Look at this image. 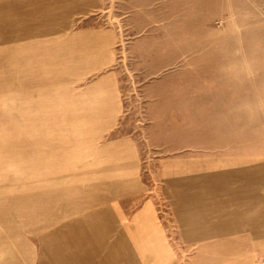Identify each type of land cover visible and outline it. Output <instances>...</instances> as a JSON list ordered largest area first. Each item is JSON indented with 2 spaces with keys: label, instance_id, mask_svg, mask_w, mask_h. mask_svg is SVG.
<instances>
[{
  "label": "rangeland",
  "instance_id": "rangeland-1",
  "mask_svg": "<svg viewBox=\"0 0 264 264\" xmlns=\"http://www.w3.org/2000/svg\"><path fill=\"white\" fill-rule=\"evenodd\" d=\"M36 7L23 6L31 12ZM39 14L21 13L18 20L6 21L0 52L4 231L0 229L5 244L18 224L22 238L39 239L47 222L55 227L76 215L80 187L67 179L68 172L89 138L70 130L71 114L100 107L101 88L91 84L115 66L125 109L119 132H135L143 140L147 127L153 126L169 139L170 129L157 123L168 118L149 117L147 110L150 104L160 108L159 95L180 81V107L192 109V116L180 118L175 139H188L189 134L192 140L219 139L222 109L238 95L243 100L239 107L263 112L244 118L245 139L254 135L264 142V0H102L85 23L116 31L118 58L109 69L95 72L66 67L75 63L72 54L68 58L57 53L61 37L43 36L49 34L46 30L67 28L65 22L43 20ZM77 22L75 27L82 24ZM167 103L172 107L171 100ZM168 231L170 259H143L142 246L134 239L127 264H193L195 247L183 244L177 230ZM125 252L118 245V253Z\"/></svg>",
  "mask_w": 264,
  "mask_h": 264
},
{
  "label": "crops",
  "instance_id": "crops-1",
  "mask_svg": "<svg viewBox=\"0 0 264 264\" xmlns=\"http://www.w3.org/2000/svg\"><path fill=\"white\" fill-rule=\"evenodd\" d=\"M26 5H37L32 12L43 20L65 22L67 28L43 36L61 37L57 53L72 54L75 63L66 67L95 72L117 61L116 31L85 23L102 0H0V52L5 22L32 13ZM76 21L82 24L75 27ZM120 84L117 66L100 74L91 84L101 88L100 107L71 114L70 130L89 138L68 172L80 187L76 215L55 227L47 222L39 239L22 238L18 224L7 244L0 226V264H127L134 239L143 259L165 261L173 253L170 229L197 250L193 264H263L264 142L245 139L244 119L262 110L239 107L243 100L232 96L222 109L219 139H175L180 118L192 109L180 107L181 83L173 81L157 98L161 107L147 110L149 117L168 118L157 123L172 129L171 137L149 126L142 140L118 131L125 110ZM118 245L126 252L118 253Z\"/></svg>",
  "mask_w": 264,
  "mask_h": 264
},
{
  "label": "built area",
  "instance_id": "built-area-1",
  "mask_svg": "<svg viewBox=\"0 0 264 264\" xmlns=\"http://www.w3.org/2000/svg\"><path fill=\"white\" fill-rule=\"evenodd\" d=\"M262 263L264 264V248H263V255H262V259H261Z\"/></svg>",
  "mask_w": 264,
  "mask_h": 264
}]
</instances>
